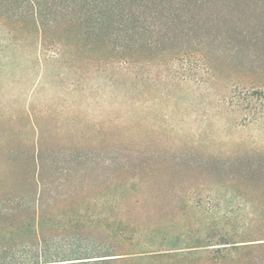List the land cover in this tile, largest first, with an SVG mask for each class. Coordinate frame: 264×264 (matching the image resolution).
Listing matches in <instances>:
<instances>
[{
	"label": "rangeland",
	"instance_id": "obj_1",
	"mask_svg": "<svg viewBox=\"0 0 264 264\" xmlns=\"http://www.w3.org/2000/svg\"><path fill=\"white\" fill-rule=\"evenodd\" d=\"M38 3L0 0V203L104 254L264 264L219 240L264 222V0Z\"/></svg>",
	"mask_w": 264,
	"mask_h": 264
},
{
	"label": "trees",
	"instance_id": "obj_2",
	"mask_svg": "<svg viewBox=\"0 0 264 264\" xmlns=\"http://www.w3.org/2000/svg\"><path fill=\"white\" fill-rule=\"evenodd\" d=\"M64 6L71 7L79 5L80 0H61ZM82 1V0H81ZM88 5H93L94 9L98 5L102 9L113 7V2L118 3L123 0H83ZM33 3L40 6L38 0H33ZM95 3V4H94ZM117 3V4H118ZM73 4V5H72ZM87 4H80L87 5ZM121 4V3H120ZM115 6V5H114ZM90 7V6H89ZM39 203H16L14 206H7L0 203V221H3L5 216L12 218L20 216L23 219L21 229H17L15 225L0 226V264H139L142 262L154 264V260L166 257H172L170 252L160 253H134L130 256L104 254L103 251L112 247L103 241L95 238H84L73 236L74 241L66 242L60 238L53 241V237L46 235L45 231H40L38 228L45 222L49 213ZM30 220V222H29ZM47 221H50L47 219ZM250 221L248 224H243L234 237L227 239L225 237L219 240L225 245H232L233 250H248L264 247V245H256L254 241L258 240L254 234L264 233V222ZM35 227L34 236L28 238V227ZM75 227H81L74 225ZM66 227V226H65ZM21 230L25 236L20 237ZM67 232V229L64 228ZM26 231V232H25ZM65 232V233H66ZM19 235L16 237V235ZM18 238V239H17ZM213 239L197 238L194 245L186 246L187 249H196L203 246H212ZM166 242L168 240L166 239ZM170 243L172 241H169ZM165 251V249H161ZM172 250V249H166ZM227 251V249L217 250V253ZM184 255V254H182ZM216 263L220 261L216 260Z\"/></svg>",
	"mask_w": 264,
	"mask_h": 264
}]
</instances>
